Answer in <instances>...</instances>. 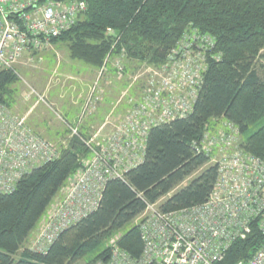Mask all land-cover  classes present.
<instances>
[{
	"label": "built area",
	"instance_id": "1",
	"mask_svg": "<svg viewBox=\"0 0 264 264\" xmlns=\"http://www.w3.org/2000/svg\"><path fill=\"white\" fill-rule=\"evenodd\" d=\"M87 10L84 0H0V74L13 71L24 56L32 58L49 49L78 24ZM117 44L115 41L111 46L75 121H68L44 95L34 90L29 94L37 96L36 104L47 106L70 138H80L90 150V157L82 161L79 171L42 217L30 247L34 252L47 253L63 232L99 208L106 183L122 180L143 162L153 128L193 112L204 85L207 52L214 47L210 36L196 30L184 34L163 64L147 67L139 98H126L129 108L125 115L115 123L107 122L86 140L79 131L101 103L106 93L104 85H111L113 79L121 81L126 74L127 53L122 49L116 54ZM218 120L221 123L213 125L212 121L203 137L193 143L195 151L205 154L217 167L208 200L169 212L158 202L148 204L136 219L142 241L140 256L121 249L120 238L110 239L105 258L95 264H226L233 246L246 240L254 229L264 238V160L242 149L241 133L235 124ZM109 125L111 131L103 136ZM59 156L57 144L35 132L27 117L0 104V194L13 193L25 176ZM234 264H264V243L250 259Z\"/></svg>",
	"mask_w": 264,
	"mask_h": 264
},
{
	"label": "trees",
	"instance_id": "2",
	"mask_svg": "<svg viewBox=\"0 0 264 264\" xmlns=\"http://www.w3.org/2000/svg\"><path fill=\"white\" fill-rule=\"evenodd\" d=\"M88 10L78 24L56 41L68 42L75 58L102 67L111 50L109 30L120 34L115 51L145 66L163 64L171 49L191 30L215 41L207 52L204 85L193 112L184 119L153 128L144 160L121 179H110L99 208L63 232L45 254L23 246L70 177L90 157L88 146L70 138L59 158L25 176L11 194H0V264H76L105 258L104 244L142 215L148 204L172 194L164 211L205 203L217 179V167L193 146L215 119L235 124L241 137L264 118V0H84ZM213 57V58H212ZM127 70V68H126ZM127 72V71H126ZM12 71L0 74V104L10 108ZM69 134V131H67ZM84 139H90L82 132ZM247 153L264 160V127L241 141ZM198 175L193 177L197 172ZM192 180L178 191L186 180ZM264 243L254 229L236 243L226 264L250 259ZM121 249L138 257V228L119 241Z\"/></svg>",
	"mask_w": 264,
	"mask_h": 264
},
{
	"label": "rangeland",
	"instance_id": "3",
	"mask_svg": "<svg viewBox=\"0 0 264 264\" xmlns=\"http://www.w3.org/2000/svg\"><path fill=\"white\" fill-rule=\"evenodd\" d=\"M107 37L111 40L112 46L114 45L115 41H117L118 44L120 43L121 36L116 31L109 30L107 32ZM213 42L215 44L214 40ZM209 43L211 44V42ZM70 46L71 44L68 42L54 41L49 49L35 54L32 58L29 55L23 57L20 63L12 71L16 77L15 82L8 86V95L6 97V100L8 101V105L10 106L11 110L15 112H28L29 110H33L32 115L35 114L40 118H42L43 116L44 119H49L46 113V111L49 110L47 106L44 103H40L41 105H37V96L29 95L33 90L34 92L39 93L41 96L44 95V98H46L47 102H49V104L51 103V105L54 106L53 108L60 113H62L59 104L60 100L64 101V99L67 97L71 96V98L76 99L75 101L78 102L79 105L82 100L84 103V100L89 92V87L92 86L91 83L94 82L95 79L99 76L102 67L98 68L84 62L81 59L75 58L70 50ZM124 65L127 68V72L123 80L119 81L115 79V81L113 80L112 83L114 85H111L109 86V88H107L110 90V98L114 101V103L122 100V102L117 105V108L114 111V115L112 116L114 119H121V117L125 115V111H122V114L118 116L117 112L120 109V106L122 107L125 104L126 98L128 96H132L138 99L145 85L144 76L146 75L148 66L130 59H127ZM257 65L259 68H263L264 60H258ZM111 71L112 76H115L116 74L114 70L111 69ZM127 89L128 92L126 93L125 98L122 99V94H124ZM109 106L110 105H108V107ZM49 112L51 111L49 110ZM95 113L96 112H93L92 114L94 115ZM50 114L51 117L54 118V120L58 121L57 117L53 113ZM40 118H38V120ZM114 119L110 117L109 121H115L116 119ZM90 122V129L84 133L87 135V137L92 138L99 132L101 128L99 125L102 126V124L101 121L97 120L96 118L92 119ZM218 123H221V121H219L218 119L213 120V125H216ZM46 124L48 126V123ZM262 127H264V118L257 122L255 125L251 126L248 133L241 137V141H244L247 136L255 133ZM48 130V133H54L56 136L59 135V140H53L54 142L52 141L53 143L57 144L58 149L60 151L66 149V145L68 146V143L70 141V135L68 134L67 130L62 128L55 129L54 125ZM110 131V125L106 126L102 132L104 134L103 136H106ZM210 165L212 164L209 162L207 166ZM200 172L201 171L197 172L193 177L198 175ZM191 180L192 177L186 180L182 185H180L176 189V191L186 186ZM171 195L172 194L162 198L157 203V205L161 206L168 198H170ZM135 226L136 219L132 223L127 225L125 229L113 235L110 239H121L129 229ZM39 227L40 222L38 223L35 230L31 233L30 237H28V239L26 240L23 249L30 248L32 246ZM108 241L104 244L101 250L108 248ZM87 260L88 259L81 260L76 264H86Z\"/></svg>",
	"mask_w": 264,
	"mask_h": 264
},
{
	"label": "crops",
	"instance_id": "4",
	"mask_svg": "<svg viewBox=\"0 0 264 264\" xmlns=\"http://www.w3.org/2000/svg\"><path fill=\"white\" fill-rule=\"evenodd\" d=\"M114 81H115V79H113ZM94 81V80H93ZM72 82V81H71ZM93 83V82H92ZM91 83V84H92ZM83 84V83H82ZM111 85H114V84H111ZM111 85H104L105 86V88H106V93L104 94V96H103V99H102V101H101V103L99 104V106H98V108H97V110L95 111L96 113L93 115V114H91L90 116H88L87 118H86V120L84 121V123L82 124V126H81V128H82V131L83 132H87L90 128L89 127H91V120L92 119H97V120H99V121H101V124H102V126L104 125V124H106L107 122L109 123L110 121H109V118L111 117L112 119H114L112 116L114 115V111L116 110V108H117V105H118V102L117 103H114V101L110 98V90L109 89H107V88H109V86H111ZM128 91V89L125 91V92H127ZM124 92V93H125ZM27 94H29V93H27ZM123 95V94H122ZM76 99H74V98H71V96L70 97H67V98H65L64 99V101H61L60 100V109L62 110V115L68 120V121H75L76 119H77V117H78V115H79V112H80V109H81V106H82V103H83V100H82V102L80 103V105H79V103L78 102H76L75 101ZM58 101V100H57ZM53 104V103H52ZM37 105H39V104H37ZM41 105V104H40ZM108 105H110L109 107H108ZM111 107V108H110ZM128 108H129V106H128V104H127V102H125V104L121 107L120 106V109L118 110V116L119 115H121L122 114V111H125V113H126V111L128 110ZM13 111V110H12ZM15 112V111H14ZM15 113H17V114H19V115H21V116H25V117H27V122H28V125L35 131V132H37L38 134H40L41 136H43V137H45V138H47V139H49L50 141H55V140H59L60 139V137H59V135H55L54 133H48L49 132V128L51 127L52 128V126L54 125V128L55 129H65L64 128V126L61 124V122L59 121H57V120H54V118H52L51 117V114L50 113H52V112H49V110L48 111H46V113H47V116L49 117V119H44V117L42 116V118H40L39 116H37V115H32V113H33V110H29L28 112H15ZM116 113V114H117ZM53 115V114H52ZM54 116V115H53ZM36 117H38V118H40L39 120H38V118H36ZM119 118V117H118ZM116 119V118H115ZM114 119V120H115ZM120 119V118H119ZM119 119H116L115 121H112V122H110L111 124L112 123H115L116 121H118ZM46 123H48V126H47V124ZM61 128H60V127ZM100 127H102L101 125H99ZM53 141V142H54Z\"/></svg>",
	"mask_w": 264,
	"mask_h": 264
}]
</instances>
